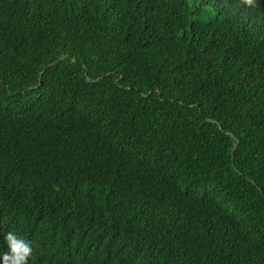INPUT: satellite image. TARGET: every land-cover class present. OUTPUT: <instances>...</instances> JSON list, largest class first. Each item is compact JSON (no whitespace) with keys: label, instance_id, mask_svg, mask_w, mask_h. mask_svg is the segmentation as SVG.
<instances>
[{"label":"trees","instance_id":"obj_1","mask_svg":"<svg viewBox=\"0 0 264 264\" xmlns=\"http://www.w3.org/2000/svg\"><path fill=\"white\" fill-rule=\"evenodd\" d=\"M8 232L28 264H264V0H0Z\"/></svg>","mask_w":264,"mask_h":264},{"label":"clouds","instance_id":"obj_2","mask_svg":"<svg viewBox=\"0 0 264 264\" xmlns=\"http://www.w3.org/2000/svg\"><path fill=\"white\" fill-rule=\"evenodd\" d=\"M241 3L245 6H255V0H241ZM4 240L7 250L0 256L2 264H28L32 255L31 243L13 232H8Z\"/></svg>","mask_w":264,"mask_h":264}]
</instances>
